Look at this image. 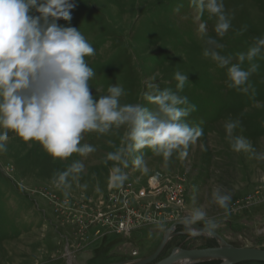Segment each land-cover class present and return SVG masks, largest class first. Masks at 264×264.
I'll return each mask as SVG.
<instances>
[{
    "label": "rangeland",
    "instance_id": "1",
    "mask_svg": "<svg viewBox=\"0 0 264 264\" xmlns=\"http://www.w3.org/2000/svg\"><path fill=\"white\" fill-rule=\"evenodd\" d=\"M75 3L71 21L58 22L79 28L95 49L85 57L95 71L89 81L93 95H106L110 85L118 84L124 89L121 104L140 103L155 110L145 96L152 91L149 85L169 88L187 97V104L178 107L195 105L182 120L202 128L203 135L182 159L174 151L165 161L146 147L127 156L125 168L116 161L105 163L108 153L121 146L125 126H113L106 134L82 133L81 145L96 150L67 158H54L40 142H25L9 130L7 151L0 152V264L130 262L151 256L169 230L173 235L156 261L178 246H218L214 236L190 235L178 222L194 208H202L217 222L214 232L228 244L264 249V159L259 158L264 156V46L253 60H238L239 53L256 46L257 37L264 38V0H223L231 24L223 36L215 31L218 18L205 11L197 19L190 0ZM205 51L230 57L231 64L239 63L244 70L253 64L258 68L245 84L229 87L227 69ZM176 72L187 77L182 89L177 88ZM229 123L236 124L231 137ZM235 137H242L250 149L234 151ZM139 155L147 172L132 163ZM75 161L83 169L57 187L54 179ZM116 167L128 178L109 187ZM175 182L186 188L185 197L175 203L168 201L166 192L139 194L153 187L159 193L156 186L167 190ZM214 189L231 196L227 211L212 202ZM161 202L163 208L157 206ZM126 218L137 229L124 235L120 223Z\"/></svg>",
    "mask_w": 264,
    "mask_h": 264
},
{
    "label": "clouds",
    "instance_id": "2",
    "mask_svg": "<svg viewBox=\"0 0 264 264\" xmlns=\"http://www.w3.org/2000/svg\"><path fill=\"white\" fill-rule=\"evenodd\" d=\"M190 3L199 14L197 19L205 11L218 18L215 26L218 35L223 36L231 26L223 12V0H190ZM75 7V0H0V152L7 151L4 142L11 130L25 142H40L54 158H67L73 153L87 155L96 149L90 144L81 145L82 133L106 134L113 126H125L121 146L108 153L105 163L112 160L126 168V157L146 147L162 155L165 161L174 151L181 159L186 157L189 145L203 135L202 128L182 120L195 110V105L178 107L187 104V97L156 85H149L152 91L145 93L146 99L157 106L155 110L140 103L121 104L124 89L118 84L110 85L106 95L94 96L89 81L95 71L85 57L94 55L95 49L79 28L58 22L71 21V10ZM200 31H205V24H200ZM262 46L264 38L257 37L256 46L238 54L240 63L246 58L253 60ZM204 55H211L219 67L227 69L229 87L245 84L258 68L253 64L244 70L239 63L231 64L230 57L217 52L205 51ZM174 78L179 82L177 88L182 89L187 77L176 72ZM235 127V123L226 125L230 137ZM231 147L239 152L251 145L242 137H235ZM132 163L143 172L148 171L142 155L136 156ZM82 169L83 164L75 161L58 174L54 183L59 187L71 173ZM114 171L109 187L120 186L128 178L119 167ZM211 198L220 208L229 209V194L214 189ZM178 222L190 235L211 236L217 227V222L202 208H194ZM196 224L203 227L198 229L194 227Z\"/></svg>",
    "mask_w": 264,
    "mask_h": 264
},
{
    "label": "water",
    "instance_id": "3",
    "mask_svg": "<svg viewBox=\"0 0 264 264\" xmlns=\"http://www.w3.org/2000/svg\"><path fill=\"white\" fill-rule=\"evenodd\" d=\"M195 226V225H194ZM202 228L201 226H197ZM206 234V233H204ZM172 232L169 230L159 245L158 249L149 257L130 261V262H119L116 264H152L160 256L166 243L171 239ZM217 241L218 246L207 247L201 249H184L182 247H175L169 256L154 262L153 264H174L176 258L184 255L186 253L190 255V262L185 264H195L196 261H204L206 259L219 261V264H239L244 262H260L264 263V249L255 247H236L225 242L220 236H218L214 231L213 235ZM209 260V261H210ZM135 262V263H131ZM68 264H71V259H69Z\"/></svg>",
    "mask_w": 264,
    "mask_h": 264
},
{
    "label": "built area",
    "instance_id": "4",
    "mask_svg": "<svg viewBox=\"0 0 264 264\" xmlns=\"http://www.w3.org/2000/svg\"><path fill=\"white\" fill-rule=\"evenodd\" d=\"M154 181V180H153ZM158 189H161V192H157L155 191V188L153 187L152 190H150V193H147L146 191H140L139 194L141 196H144L146 194H151V193H155V194H164L165 192L167 193V197H168V201L169 202H177L179 200H182L185 195H186V188L185 186L180 183V182H175V184L171 185L169 188L165 187L167 190H165L164 188L158 187L156 186ZM164 189V190H163ZM163 202V201H162ZM158 203L157 206H159L160 208L164 207V203ZM167 202V201H166ZM102 218H105L104 214H102ZM110 221V217L108 218L107 222ZM137 229L136 227L132 226L130 220L128 218H126L124 221H122L120 223V230L124 231V235L126 234H130L133 230Z\"/></svg>",
    "mask_w": 264,
    "mask_h": 264
},
{
    "label": "bare ground",
    "instance_id": "5",
    "mask_svg": "<svg viewBox=\"0 0 264 264\" xmlns=\"http://www.w3.org/2000/svg\"><path fill=\"white\" fill-rule=\"evenodd\" d=\"M194 227H196V226H194ZM196 228H198V227H196ZM199 229V228H198ZM200 234H204V233H200ZM173 235V234H172ZM199 235V234H198ZM212 237V236H211ZM249 248V247H248ZM181 256H179V257H177L176 258V261H175V263L174 264H185V263H188V262H190L191 260H190V255L191 254H188V253H186V254H184V255H182V254H180ZM210 259H206V260H204V261H209ZM211 261V260H210ZM200 262H203V261H200ZM199 261H196V263L195 264H197V263H200ZM131 263H135V262H131Z\"/></svg>",
    "mask_w": 264,
    "mask_h": 264
},
{
    "label": "trees",
    "instance_id": "6",
    "mask_svg": "<svg viewBox=\"0 0 264 264\" xmlns=\"http://www.w3.org/2000/svg\"><path fill=\"white\" fill-rule=\"evenodd\" d=\"M209 127H210V124H209ZM203 264H207L208 262H202ZM202 263H199V264H202ZM245 263V262H244ZM241 264V263H239ZM243 264V263H242Z\"/></svg>",
    "mask_w": 264,
    "mask_h": 264
}]
</instances>
